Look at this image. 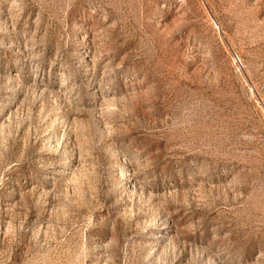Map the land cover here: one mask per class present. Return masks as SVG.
Instances as JSON below:
<instances>
[{
    "label": "rangeland",
    "instance_id": "1",
    "mask_svg": "<svg viewBox=\"0 0 264 264\" xmlns=\"http://www.w3.org/2000/svg\"><path fill=\"white\" fill-rule=\"evenodd\" d=\"M0 264H264V0H0Z\"/></svg>",
    "mask_w": 264,
    "mask_h": 264
}]
</instances>
